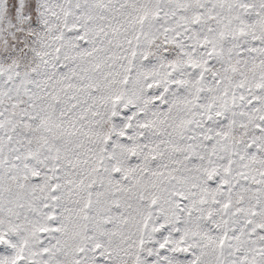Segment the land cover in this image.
<instances>
[{
	"label": "snow or ice",
	"instance_id": "6c2138e0",
	"mask_svg": "<svg viewBox=\"0 0 264 264\" xmlns=\"http://www.w3.org/2000/svg\"><path fill=\"white\" fill-rule=\"evenodd\" d=\"M0 264H264V0H0Z\"/></svg>",
	"mask_w": 264,
	"mask_h": 264
}]
</instances>
